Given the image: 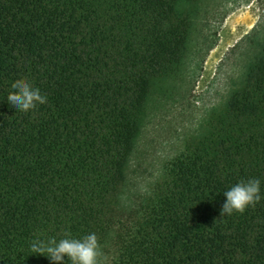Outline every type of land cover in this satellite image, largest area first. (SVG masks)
Here are the masks:
<instances>
[{
  "label": "trees",
  "instance_id": "trees-1",
  "mask_svg": "<svg viewBox=\"0 0 264 264\" xmlns=\"http://www.w3.org/2000/svg\"><path fill=\"white\" fill-rule=\"evenodd\" d=\"M208 1L0 0V264H49L28 245L65 232L95 233L109 264H264V37L201 133L123 202L151 103L181 77ZM16 81L47 102L13 112ZM249 178L261 200L220 218L223 192Z\"/></svg>",
  "mask_w": 264,
  "mask_h": 264
},
{
  "label": "rangeland",
  "instance_id": "rangeland-1",
  "mask_svg": "<svg viewBox=\"0 0 264 264\" xmlns=\"http://www.w3.org/2000/svg\"><path fill=\"white\" fill-rule=\"evenodd\" d=\"M195 35L181 77L151 103L131 156L124 204L150 191L185 141L201 133L210 113L237 86L250 40L264 37V0H209ZM109 261L108 253L99 251L98 264Z\"/></svg>",
  "mask_w": 264,
  "mask_h": 264
},
{
  "label": "clouds",
  "instance_id": "clouds-1",
  "mask_svg": "<svg viewBox=\"0 0 264 264\" xmlns=\"http://www.w3.org/2000/svg\"><path fill=\"white\" fill-rule=\"evenodd\" d=\"M11 89L6 100L13 112H29L47 102V97L27 81L13 82ZM223 197L220 218L233 212H243L245 208L261 200V181L249 178L237 182L223 192ZM28 250L31 255L45 257L49 264H98L99 245L95 233L73 238L70 233L65 232L64 237L59 240L37 235L29 243Z\"/></svg>",
  "mask_w": 264,
  "mask_h": 264
}]
</instances>
